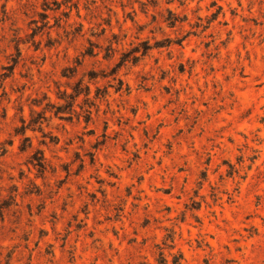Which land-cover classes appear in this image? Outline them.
<instances>
[{
    "label": "rangeland",
    "instance_id": "1",
    "mask_svg": "<svg viewBox=\"0 0 264 264\" xmlns=\"http://www.w3.org/2000/svg\"><path fill=\"white\" fill-rule=\"evenodd\" d=\"M264 264V0H0V264Z\"/></svg>",
    "mask_w": 264,
    "mask_h": 264
},
{
    "label": "trees",
    "instance_id": "2",
    "mask_svg": "<svg viewBox=\"0 0 264 264\" xmlns=\"http://www.w3.org/2000/svg\"><path fill=\"white\" fill-rule=\"evenodd\" d=\"M177 262H173V264H176Z\"/></svg>",
    "mask_w": 264,
    "mask_h": 264
}]
</instances>
